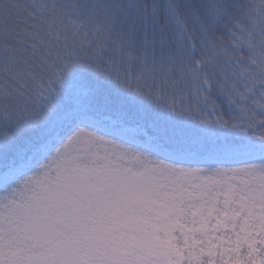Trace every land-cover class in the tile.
Listing matches in <instances>:
<instances>
[{
  "label": "snow or ice",
  "instance_id": "6c2138e0",
  "mask_svg": "<svg viewBox=\"0 0 264 264\" xmlns=\"http://www.w3.org/2000/svg\"><path fill=\"white\" fill-rule=\"evenodd\" d=\"M0 264H264V0H0Z\"/></svg>",
  "mask_w": 264,
  "mask_h": 264
}]
</instances>
